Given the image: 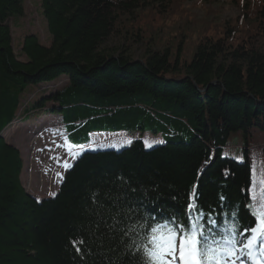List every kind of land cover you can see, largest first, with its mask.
<instances>
[{
  "label": "trees",
  "instance_id": "16d2710c",
  "mask_svg": "<svg viewBox=\"0 0 264 264\" xmlns=\"http://www.w3.org/2000/svg\"><path fill=\"white\" fill-rule=\"evenodd\" d=\"M257 1L233 0L241 16L216 25L214 36L204 21L190 43L195 19H182L177 0H39L48 41L25 33L16 53L10 20L24 3L0 0V264H131L130 250L158 222L246 240L257 196L253 148H261L264 177V0ZM174 16L175 31L158 36L156 20ZM61 78L64 86L23 101L30 87ZM37 111L57 115L76 146L98 131L162 141L84 150L57 192L37 200L22 186L20 153L3 138ZM236 134L243 163L222 155ZM234 219L240 235L229 231Z\"/></svg>",
  "mask_w": 264,
  "mask_h": 264
},
{
  "label": "rangeland",
  "instance_id": "374dc122",
  "mask_svg": "<svg viewBox=\"0 0 264 264\" xmlns=\"http://www.w3.org/2000/svg\"><path fill=\"white\" fill-rule=\"evenodd\" d=\"M39 0H23L24 3V12L23 15L16 19L10 20L11 36L13 38V48L16 53L19 52L20 43L25 33L36 34L40 42L46 43L49 38L46 25L40 15V7L38 4ZM181 3V10L185 11L186 14L182 16V19L188 18L195 19L194 25L195 28L191 30L189 37L187 36L190 43L196 42L197 37L202 36V31L200 26L205 21L209 23V27L206 29V32L209 36H214L220 31L215 28L221 22L232 23L242 14L241 3L242 0H237L240 5H237L233 0H177ZM263 1V0H262ZM246 2L252 4L253 6L258 5L257 0H246ZM152 20L151 22H154ZM180 23L177 21L175 16L172 17V20L167 21H158L156 20L153 29L157 31L158 36H167L174 29L176 24ZM145 21L143 22V26ZM178 33V32H177ZM174 39V38H173ZM149 41V40H148ZM151 42V41H149ZM172 43L176 44L174 41ZM188 48V46H186ZM137 57V54L135 55ZM19 59L22 57L19 56ZM65 85V79L61 78L55 83L49 85H39L30 87L28 91L23 95V101H29L33 96L31 94H38L39 92L46 93L48 91L57 89ZM45 111L35 112L26 123L20 124L16 122L13 126H8L4 132V140L11 144L12 146L18 148L20 151V156L22 159V173H21V183L25 189L33 192L35 195L40 197H45L54 192L57 189L58 181L62 171L66 168L70 162L71 149H80L83 146H76L68 140L64 141L63 134L61 132V125L59 123L49 124L47 120L49 118L46 115ZM35 122V123H34ZM53 122H59L58 119L54 118ZM42 124L40 131H35L30 126V124ZM51 123V121H49ZM45 128V130H43ZM110 132L98 131L93 132V134H108ZM116 133L126 134L128 137H132L134 134H130L126 131H119ZM112 134V133H110ZM148 134V133H147ZM90 135V137H91ZM95 140H114L119 138H127L126 136H100L93 135ZM144 144L152 145L157 140L155 138H150L149 135L142 136ZM241 140V135L236 134L232 135L229 139V144L222 151V155L234 157L237 160L243 159L242 150L237 146L238 142ZM130 142V141H129ZM128 142V143H129ZM93 143V141H92ZM127 143V144H128ZM125 146L127 144L123 143ZM117 146L118 143L107 142L104 146ZM68 146V149L66 148ZM70 146V147H69ZM111 148V147H108ZM250 158L252 161V166H256V178L259 179L263 177V165H262V155L261 148H253L250 150ZM253 172V167H252ZM254 195H258L260 189L252 183ZM248 261L252 264V259L248 257Z\"/></svg>",
  "mask_w": 264,
  "mask_h": 264
},
{
  "label": "snow or ice",
  "instance_id": "6c2138e0",
  "mask_svg": "<svg viewBox=\"0 0 264 264\" xmlns=\"http://www.w3.org/2000/svg\"><path fill=\"white\" fill-rule=\"evenodd\" d=\"M251 183L260 189L255 203L249 204L248 215L252 218L251 227H246L247 242L241 250L253 260L254 249L264 255V177L256 178V166L253 164ZM188 209L194 211L190 202ZM236 216V213L233 214ZM213 225L215 222L210 221ZM230 232L241 234L239 223L234 219ZM239 241L234 237L206 233L203 225H181L172 222L149 224L145 230L144 241L131 251V264H236L240 257L236 245ZM79 250V249H78Z\"/></svg>",
  "mask_w": 264,
  "mask_h": 264
},
{
  "label": "bare ground",
  "instance_id": "6f19581e",
  "mask_svg": "<svg viewBox=\"0 0 264 264\" xmlns=\"http://www.w3.org/2000/svg\"><path fill=\"white\" fill-rule=\"evenodd\" d=\"M22 15H23V14H22ZM20 17H21V16H20ZM12 45H13V38H12ZM12 126H13V124H12ZM227 144H229V141H228ZM236 147H238V148H240V149L242 150L241 142H238V144H237ZM14 148H15L16 150H18V148H16V147H14ZM18 152L20 153L19 150H18ZM225 157H228V156H225ZM240 162L243 163V162H244V159H241ZM250 174H251L250 179H252V168H251V170H250Z\"/></svg>",
  "mask_w": 264,
  "mask_h": 264
}]
</instances>
